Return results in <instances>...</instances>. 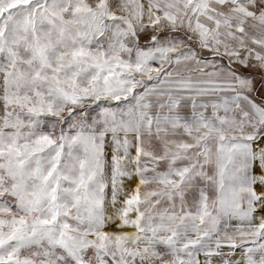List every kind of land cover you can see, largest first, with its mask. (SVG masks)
<instances>
[{
  "label": "snow or ice",
  "instance_id": "snow-or-ice-1",
  "mask_svg": "<svg viewBox=\"0 0 264 264\" xmlns=\"http://www.w3.org/2000/svg\"><path fill=\"white\" fill-rule=\"evenodd\" d=\"M0 264H264V0H0Z\"/></svg>",
  "mask_w": 264,
  "mask_h": 264
}]
</instances>
